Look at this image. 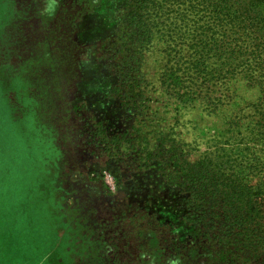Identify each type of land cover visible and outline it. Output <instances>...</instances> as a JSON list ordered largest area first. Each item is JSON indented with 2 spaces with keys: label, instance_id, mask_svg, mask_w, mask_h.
<instances>
[{
  "label": "rangeland",
  "instance_id": "1",
  "mask_svg": "<svg viewBox=\"0 0 264 264\" xmlns=\"http://www.w3.org/2000/svg\"><path fill=\"white\" fill-rule=\"evenodd\" d=\"M109 1H0V194L14 224L7 232L16 241L14 259L228 264L204 255L220 248L217 240L191 236L184 193L169 183L159 159H111L100 137L88 132L93 120L125 130L135 117L121 105L112 89L117 78L101 59L102 41L116 28ZM162 49L158 42L142 62L145 102L156 127L172 128L170 136L195 159L227 142L234 106L226 99L211 111L204 101L180 100L161 83ZM18 81L23 87L16 89ZM258 96L256 87L237 83L236 103Z\"/></svg>",
  "mask_w": 264,
  "mask_h": 264
},
{
  "label": "trees",
  "instance_id": "2",
  "mask_svg": "<svg viewBox=\"0 0 264 264\" xmlns=\"http://www.w3.org/2000/svg\"><path fill=\"white\" fill-rule=\"evenodd\" d=\"M108 4L116 28L102 41L101 59L117 78L112 89L121 105L135 117L125 130L93 120L88 132L100 137L98 142L111 159L133 155L147 163L161 161L159 169L169 183L184 193L187 220L195 230L191 236H210V243L217 240L214 245L220 246L207 248V258L264 264V0ZM158 42L166 59L161 83L180 100L204 101L211 111L219 110L226 99L234 106L227 119V142L209 147L195 159L170 136L172 128L156 127L145 102L142 62ZM242 81L259 91L244 106L234 101ZM0 197V222L8 237L14 224L6 217L9 204L2 193ZM9 254L13 260L14 245Z\"/></svg>",
  "mask_w": 264,
  "mask_h": 264
},
{
  "label": "snow or ice",
  "instance_id": "3",
  "mask_svg": "<svg viewBox=\"0 0 264 264\" xmlns=\"http://www.w3.org/2000/svg\"><path fill=\"white\" fill-rule=\"evenodd\" d=\"M23 87L22 82H17L16 89H19ZM4 90L2 87H0V117L3 115L4 110ZM16 243V241L11 237L5 236V232L3 229V224L0 222V264H28L27 261H18V260H6L5 256L7 254V251L11 250L13 245Z\"/></svg>",
  "mask_w": 264,
  "mask_h": 264
}]
</instances>
